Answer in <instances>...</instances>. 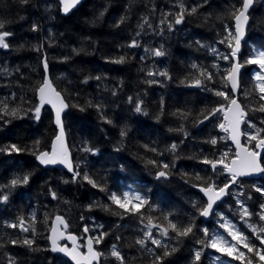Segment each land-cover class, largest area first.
Instances as JSON below:
<instances>
[{
  "label": "trees",
  "instance_id": "obj_1",
  "mask_svg": "<svg viewBox=\"0 0 264 264\" xmlns=\"http://www.w3.org/2000/svg\"><path fill=\"white\" fill-rule=\"evenodd\" d=\"M240 7L241 0H83L64 17L57 0H0V31L12 34L5 38L9 47L0 48V197L7 196L0 199V264H70L48 250L54 216L63 217L67 232L77 238L85 228L90 238L106 233L99 244L93 242L101 254L98 264H154L166 250L161 264H210L211 220L199 219L205 204L194 189L222 184L217 175L222 171L202 161H216L227 144L221 142L217 113L196 125L232 98L226 85L230 60L215 67L211 50L218 47L228 56ZM181 9L183 19L176 24ZM248 19L237 101L245 119L263 129L257 67L246 61L249 48L264 51V0H254ZM151 44L164 52L155 65L159 77L151 71L154 58L144 53ZM121 56L122 63L113 62ZM45 61L48 79L66 105L62 124L73 176L79 173L75 180L35 163L55 136L49 110L41 109L38 120L34 111ZM5 105L17 115H4ZM11 145L21 151H9ZM260 161L264 164V155ZM160 171L166 175L157 177ZM24 176L28 183L11 185ZM239 183L240 198L253 212L258 192L250 181ZM257 183L254 187L264 188V178ZM126 192L145 203L125 202ZM114 194L124 207L111 200ZM170 222L191 225L193 234L176 237ZM145 227L162 233L167 228L168 235L160 246L148 240L142 246L137 241ZM114 250L122 260L112 256Z\"/></svg>",
  "mask_w": 264,
  "mask_h": 264
},
{
  "label": "snow or ice",
  "instance_id": "obj_2",
  "mask_svg": "<svg viewBox=\"0 0 264 264\" xmlns=\"http://www.w3.org/2000/svg\"><path fill=\"white\" fill-rule=\"evenodd\" d=\"M27 2H28V0H21V3H27ZM252 2H253V0H243L242 8L235 15L236 32H235V34L229 32V35L234 37V39L236 41V47L232 49L231 57L224 56L223 59L228 60L230 58H236L237 53H238L239 48H240L241 37L244 36L243 25L248 20V16L246 15V13L248 11L249 6L252 4ZM80 3H81V0H59V5L61 6V10L65 14L69 13L71 9L75 8ZM191 11L195 12L196 9L193 8ZM183 12H184V10L181 9V13L177 16V18L175 20L176 24H180L182 22ZM169 27H171V25ZM3 28H4V23L0 22V29H3ZM36 28H37V26L33 25V30H36ZM10 35H12V34L7 32V31H0V48H8L9 47V44L5 42V38L10 36ZM221 42H223V41H221ZM131 46H136L135 41H133ZM229 47H232L231 44H229ZM154 55L162 56V55H164V52H163V50H154ZM123 61H124V57L121 56L118 60H115L113 62L114 63H122ZM246 63H248V64H259L260 68H261V72L264 73V51H260L257 57L248 59L246 61ZM44 66H45V70L47 71V62L46 61H45ZM241 67H242V64L240 62L233 64L231 71L228 74V79L232 83V90L233 91H236L238 88L237 74H238ZM162 75H164V74L162 73ZM202 75H204V73H202ZM97 79H99V77H97ZM207 79H209V80L212 79V76L210 74H208ZM256 79L258 81L262 82L260 84V91H261V93H264V75L257 74ZM193 83L195 85H200L201 80L195 79L193 81ZM46 90H51V84H50L49 80L47 79V77H45V79L43 81V85L39 88L40 106H37L34 110L35 111V117L37 120L40 118L41 107L46 102ZM54 95L57 97V99L59 98L58 93H55ZM216 95L224 96L225 93L216 92ZM260 99L264 100V95H261ZM47 102L52 103L51 98H49L47 100ZM231 103L235 108V113H234L233 120H232V139L236 143L237 149L241 150L240 152L237 153V156L240 157V160H239V162L237 160H233L231 166H229L228 163L224 162L225 157H221L220 161L209 160L207 158H205L202 161L205 164H210L214 171L216 170L218 163H223V168L228 173H230V175H231V180L229 181V183H225L223 185V187H219L217 189L213 185L209 184L208 186L201 188V191L205 192V194L208 195V202H207L206 206H204L200 210V215L204 216V217H207L210 214V212L213 210L214 202L219 200L221 198V196L227 194V190L229 189V185L230 184L235 185L238 182V177L251 175V174H255V173L264 174V164H262L261 161L258 159L259 153L255 152V151L248 150L247 148H242L241 142L239 140V135L241 134L240 124L242 121H244L245 111L240 106V104L237 102L236 99H232ZM53 107H56V105L54 103H53ZM64 107H66V105H64L63 102H61L60 108H57V110H56V124H57V126L60 127V134L56 137V140L58 142H61V151L57 152L56 151V145L54 144L53 145V153L51 155L48 153H40V155L37 156V159L40 160V163L44 164V165L57 164V163L65 164V166L68 167V170L71 172V171H73V168L67 162V154H66V151L63 149V145H62L64 129H63V124H62V120H61V112L63 111ZM258 110L261 112H264V105H261ZM2 111H3L4 115H12V116L17 115V112H18L17 109L8 110L7 105L4 106V109ZM135 111L136 112L142 111L139 104L136 105ZM216 111H219V110H214L212 113H209V115H214ZM204 119H208V116H205ZM226 119H227V117H226ZM245 122H247L249 124V127H253V128L255 127V125L252 124L251 122H249V121H245ZM220 127L225 128V125L221 124ZM225 130H227V129H225ZM124 134L125 133L122 131L121 135H124ZM248 135H249L250 141L251 140H257V139L259 140V142L256 144L257 148L264 149V138H259L258 135H251V134H248ZM216 142L217 141L215 138H213L210 141V143H212V144H216ZM171 147H172V150H175L176 145H172ZM8 150L9 151H16V152L21 151V149H19L16 145L9 146ZM88 150L91 151V149H88ZM0 151H3V149H0ZM241 153H243L242 156H241ZM168 167H169L168 164L163 165V168H165V169ZM158 175L160 177H163L166 175V173L164 171H160L158 173ZM78 176H79V173H75L73 176V179L75 180ZM84 179L88 180L89 183L93 184V187L97 186L91 179L88 178L87 175H85ZM196 179L200 180L201 177L197 176ZM28 180H29V177L24 176L22 179L21 178L13 179V180H11L10 183L12 186H15V185L20 184V183L26 184V183H28ZM65 182L67 183V181H65ZM256 191L264 193V188L257 187ZM51 194H52L54 199L57 198L55 192H52ZM0 199L7 200V196L0 197ZM134 199L141 204L145 203L143 198L139 195L134 196ZM111 200L114 203L120 205V207H124V204L121 202V199L118 196H116L115 194L111 196ZM123 200L125 202H127L129 200V193L126 192L123 194ZM237 203L240 204V206H241L242 217L251 215L247 211V209L244 208L243 204L240 201H237ZM259 215H260V219L264 220V204L261 205V212L259 213ZM56 219L60 223H63V220L61 217L58 216ZM148 222H149V225L152 224L151 219H149ZM21 223H23V221H21ZM14 226L15 225H13V227ZM168 227L171 228L176 233V237H187L190 234H193V227L191 225L178 227L176 224L170 222ZM25 231H27V229H25ZM53 231L55 232L56 229L53 228ZM87 231H88V229L85 228V232H87ZM259 231L264 232V228L260 229ZM228 232H229V235H231L233 237V239L237 241V243L242 242L244 248L248 249V252L253 253L255 256H258L261 261H264V249H257L254 244L247 241L246 237L242 233H240L238 231H234L231 227L228 228ZM162 234L164 236H167L168 235V229L165 228L163 230ZM105 235H106V233H101L98 238H89L88 245H87V247H88V254L87 255H82L80 253H75V254L74 253H68V254L72 255V258L74 260H76L77 264H92V261L97 260L98 257L101 255L100 253L96 252L93 249V247H92L93 242H95L96 244H99ZM146 235H148L149 239H151L152 244L157 245V246L161 245V241L152 238L149 233H146ZM70 238L73 239V243L75 244V238L74 237H70ZM258 239H260L261 244H264V236H258ZM12 243L15 244V243H17V241H12ZM23 243L26 245H31L32 241L25 239L23 241ZM137 243L143 246L145 241L144 240H138ZM52 245H53L52 251H54V252L55 251L67 252L66 248H62V247L57 246L55 239H53ZM211 247L216 249V251L221 252V253H226L229 256H233L234 253H238L235 256L236 259L244 260V258H245V253L243 251H238L234 246H232L230 244H225V241L223 239H220V238H211ZM175 251H176V248L171 249V252H175ZM168 255H169V252L167 250L163 253V256L157 255L155 257L154 264H161L163 257L168 256ZM112 256H115L118 259L122 260V257H120V254L115 250L112 251ZM200 256H201L200 252L197 251L195 253V259L197 261H199ZM245 264H253V262L251 259H248L245 262Z\"/></svg>",
  "mask_w": 264,
  "mask_h": 264
},
{
  "label": "rangeland",
  "instance_id": "obj_3",
  "mask_svg": "<svg viewBox=\"0 0 264 264\" xmlns=\"http://www.w3.org/2000/svg\"><path fill=\"white\" fill-rule=\"evenodd\" d=\"M154 50L153 44L150 45L149 48H145L144 53L149 54L154 58L155 62H153V65L151 66V71L154 73L155 77H159L160 72L156 68V61H159L161 59V56H156L154 55ZM211 53L214 56V65L215 67H220V63L224 62L226 59H223V54L220 51V49L214 48L211 50ZM249 55L247 57V60L250 58H254L258 56V51H255L254 49L252 50L249 48L248 51ZM257 67L256 74H254V81L256 84V87L258 88V93H261L260 91V84L262 83L261 81H258L256 79L257 74L264 75V73L261 72V68L259 64H255ZM264 95V93H261ZM216 120H220V124H222L220 116H216ZM245 121H247L245 119ZM242 124V134H243V142L246 147H249L250 145H253L255 140H249V135H258L260 131H264V128L261 129L259 126L256 124L255 127H249V124L245 122ZM218 124V126L220 125ZM253 124V123H252ZM223 128H221V142L226 143L227 145H224L221 147V151L219 152V158L217 159L218 161L221 160V157H225L224 162L229 163V161L233 158L232 156H229L231 153L230 150V145L227 142L226 134L222 133ZM223 164V163H222ZM221 179L224 181L227 180L226 176L222 173L218 174ZM257 181L259 180H253L250 181L254 186H256ZM227 182H222L220 186H222ZM215 188H219L220 186L218 184L214 185ZM250 186V188L256 190L257 187ZM243 186L237 182L235 185H232L229 189V193L227 195L228 200L226 199L221 203V209L216 210L214 215L211 217V226L210 229L207 231V244H208V249H209V263L210 264H245V262L248 259H251L253 264H264V261H261L258 256H255L253 253L248 252L247 248H244L243 243H237L236 240L233 239L231 235H229L228 228L231 227L234 231H238L242 233L248 242L254 244L257 249H264V244H261L260 239H258V236H264V232L259 231L260 229L264 228V220L260 219L259 213L261 212V205L264 204V193L258 192L257 193V200H255L254 204V210L251 212L248 208L246 203L240 198L242 196V188ZM257 192V191H256ZM129 200L135 204L136 200L132 195H129ZM237 201H240L244 208L247 209V211L251 214L249 216L242 217L241 212V206L240 204L237 203ZM260 201V202H259ZM92 230L95 232L94 236L97 237L96 235V230H98V226H93ZM146 233H149L152 238L157 239L161 242L165 240V236L162 234V232H159L158 230L153 231L152 229H149L145 227L143 231V240H148L151 242V239H149L148 235ZM211 238H220L225 241V244H230L234 246L238 251H243L245 253V258L244 260L236 259L235 256L238 253H234L233 256H229L226 253H221L216 251V249L211 247ZM83 239V238H82ZM81 244V243H80ZM82 245L79 246V250H81ZM249 253L251 254V257L249 256ZM218 258V259H217Z\"/></svg>",
  "mask_w": 264,
  "mask_h": 264
},
{
  "label": "water",
  "instance_id": "obj_4",
  "mask_svg": "<svg viewBox=\"0 0 264 264\" xmlns=\"http://www.w3.org/2000/svg\"><path fill=\"white\" fill-rule=\"evenodd\" d=\"M83 0H81L82 2ZM58 2V6H59V12L62 16H68L71 12H73L80 4H78L75 8L71 9L69 13L65 14L62 12L61 10V6L59 5V0H57ZM254 2V0H253ZM253 2L252 4L249 6L248 8V11L246 13V15L248 16L249 14V11L251 9V7L253 6ZM242 4H243V0H241V7L240 9L242 8ZM249 20V19H248ZM246 23H244L243 25V29H244V36L241 37V40H240V48H239V51L237 53V56L236 58H230V67H229V70H228V73H227V76H226V85H227V89L231 95V100L230 102L227 104L226 108L225 109H221L219 111V114H220V117H221V121L222 123L225 125V128H223V133L226 134V138H227V142L228 144L230 145V148L232 149L233 151V158L229 161V166L232 165V161L233 160H237L239 162L240 160V157L237 156V153L240 152L241 150L240 149H237L236 147V143L233 141L232 139V120H233V116H234V113H235V108L234 106L232 105L231 101L232 99H236L237 100V94H238V90H239V76H240V72L242 70V67L240 68L238 74H237V83H238V88L236 91H233L232 90V83L229 81L228 79V74L229 72L231 71V68L233 66V64L237 63L238 62V57L240 56L241 54V48H242V44L244 43L245 39H246V29H247V25H248V21ZM236 32V20H235V17L233 18L232 20V33L235 34ZM233 37V36H232ZM232 47L230 48V52L228 54L229 57H231V53H232V49L236 47V41L233 37V42H232ZM42 72H43V79H42V83L41 85L36 89L35 91V100L37 102V106H40V92H39V88L43 85V81L45 79V77H47L48 79V76H47V71L45 70V66L44 64L42 65ZM49 80V79H48ZM50 82V81H49ZM51 84V83H50ZM55 93H57L55 91V89L52 87L51 85V90H46V102L44 103V105L41 107V109L43 108H46L49 110L50 114H51V117H52V124H53V127L55 128V136L53 137V139L51 140V143H50V146H49V149L47 152H41V153H48V154H52L53 153V145L55 144L56 145V151L59 152L61 151V142H58L56 140V137L60 134V127L57 126L56 124V110L57 108H60L61 106V102H63V104L65 105L61 95L59 94V98L57 99V97L54 95ZM51 98L52 100V103H48L47 100ZM238 102V101H237ZM53 103L56 105V107H53ZM66 112V107L63 108V111L61 112V120H62V117L63 115L65 114ZM216 114V112H215ZM213 115H210L208 116V119H203L201 120L197 125H196V128H200L201 126H203L204 124H206L209 119L212 117ZM227 117V119H226ZM244 121L241 122V124L243 123ZM241 124H240V132H241ZM227 129V130H225ZM239 140L241 142V146L242 148H247L243 145L242 143V134L239 135ZM259 141H257L258 143ZM256 143V144H257ZM256 144L254 145V150H251V151H255L257 153H259V156H258V159L260 160L262 155H264V149L262 148H257L256 147ZM62 145H63V149L66 151V154H67V162L71 165L72 167V163H71V158H70V153L68 151V148L66 146V143H65V137L63 135V140H62ZM40 155L37 154L36 157H35V163L41 167V168H51V169H58L60 171H62L63 173H65L66 175L68 176H73V171H69L68 170V167L65 166V164H62V163H57V164H49V165H44V164H41L40 163V160L37 159V156ZM243 155V153H241V156ZM217 168H222L225 172L226 175L229 176V181L231 180V175L230 173H228L224 168H223V164H220L218 163L217 164ZM210 169L213 171L212 169V166L210 165ZM159 177V175L157 176ZM260 178H264V174H261V173H255V174H251V175H246V176H241V177H238V180H258ZM232 186V184L229 185V188ZM199 195L200 197L202 198L203 202H204V206H206L207 202H208V195L205 194V192L201 191V188L197 187L194 189ZM227 197V194L221 196V198L217 201L214 202L213 204V210L218 206V204L220 202H222L223 200H225ZM213 210L210 212V214L207 216V217H204V216H201L200 213H199V219L202 221V222H207L209 221L212 213H213ZM58 216H54L51 223H50V229L48 231V235H47V244H48V250L51 254L53 255H57L61 258H64L65 260H67L70 264H77L76 260H74L72 258V255H69L68 253H80L82 255H87L88 254V241H89V237L86 236L83 240V248H82V252L78 250V242H77V237H75L74 235L72 234H69V233H65L64 230H65V227H66V224H65V220L62 218L63 220V223H60L59 221H57V218ZM60 217V216H59ZM53 228L56 229V231L54 232L53 231ZM70 237H74L75 238V244L73 243V239H71ZM53 239L56 240V244L58 247H62V248H66L67 249V252H61V251H52V241ZM63 242V244H59ZM93 249H94V244L92 245ZM95 250V249H94ZM96 251V250H95ZM97 252V251H96ZM99 263V257L97 260H94L92 261V264H98Z\"/></svg>",
  "mask_w": 264,
  "mask_h": 264
},
{
  "label": "flooded vegetation",
  "instance_id": "obj_5",
  "mask_svg": "<svg viewBox=\"0 0 264 264\" xmlns=\"http://www.w3.org/2000/svg\"><path fill=\"white\" fill-rule=\"evenodd\" d=\"M221 125V124H220ZM220 125H219V129H221V127H220ZM258 136H259V138H264V133H258ZM256 142H254L255 144L257 143V141H259L258 139L257 140H255ZM253 143V144H254ZM249 149H252V150H254L253 149V145H250L249 147H248ZM227 178V180H225L224 182H227L228 181V177H226ZM224 185V184H223ZM222 185V186H223ZM221 187V186H220ZM230 194V193H229ZM229 196V195H228ZM229 198H227V200H228ZM79 245H80V242H79Z\"/></svg>",
  "mask_w": 264,
  "mask_h": 264
},
{
  "label": "bare ground",
  "instance_id": "obj_6",
  "mask_svg": "<svg viewBox=\"0 0 264 264\" xmlns=\"http://www.w3.org/2000/svg\"><path fill=\"white\" fill-rule=\"evenodd\" d=\"M210 119H211V118H210ZM210 119H209V120H210ZM212 185H214V184H212ZM210 219H211V217H210ZM210 219H209V221H210Z\"/></svg>",
  "mask_w": 264,
  "mask_h": 264
}]
</instances>
